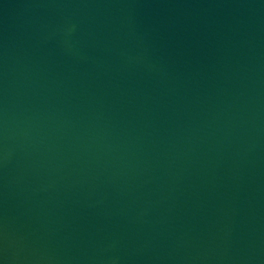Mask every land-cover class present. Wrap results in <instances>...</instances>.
<instances>
[{
    "label": "water",
    "instance_id": "obj_1",
    "mask_svg": "<svg viewBox=\"0 0 264 264\" xmlns=\"http://www.w3.org/2000/svg\"><path fill=\"white\" fill-rule=\"evenodd\" d=\"M0 264H264V0H0Z\"/></svg>",
    "mask_w": 264,
    "mask_h": 264
}]
</instances>
